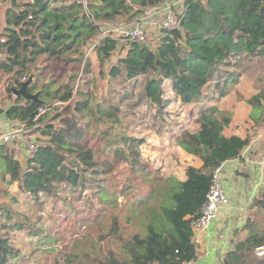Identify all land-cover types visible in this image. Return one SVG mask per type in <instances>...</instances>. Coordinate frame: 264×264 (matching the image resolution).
Segmentation results:
<instances>
[{
    "label": "trees",
    "instance_id": "1",
    "mask_svg": "<svg viewBox=\"0 0 264 264\" xmlns=\"http://www.w3.org/2000/svg\"><path fill=\"white\" fill-rule=\"evenodd\" d=\"M2 1L9 2V6L3 12L0 32L3 40L0 77H7L9 84L4 94L0 92V103L10 98L13 103L5 110L0 108V115L31 129L39 149L33 159L23 158L26 166L22 167L16 158L15 145L0 146V180L7 186L16 184L20 193L33 200L44 195L55 202L62 194L85 188L105 190V179L96 176H108L113 164L93 157L91 149L99 141V154L113 151V157L129 164L133 171L141 165L139 147L144 141L128 136L121 119V105L96 98L88 88L91 81H85L88 69L83 71L84 81L81 79L77 88L70 84L52 90L47 85L38 89L39 100L47 102L45 105L13 97L11 87H18L19 81L27 79L32 70L40 71L37 62L41 57H45V62L53 60L55 65L82 62L84 50H89L98 35L95 22H128L164 0H85L88 12L78 2L51 8L48 0ZM116 50L117 42L113 39L100 42L92 50L103 78L122 77L131 81L144 77L145 98L159 109L170 102L163 99L161 89L162 83L168 81L177 100L198 107L194 129L184 130L178 145L200 166L185 169L184 180L168 196L169 205L161 207L163 223L159 230L152 221L147 225L146 235L134 234L129 240H121L124 259L110 252L97 263L190 264L198 258L191 225L199 218L206 201L213 170L220 163L238 157L250 141L247 135L240 137L228 132L230 118L222 116L215 105L210 106L212 100L229 92L230 82L236 81L232 73L226 74L222 83L215 80V75L232 62L239 65L243 60L260 58L264 63V0H189L179 29L162 37L152 49L146 44H128V48H123L124 57L106 68ZM38 75H33L30 93L38 91L35 86ZM263 97L253 95L248 103L255 106ZM57 104L70 111L68 123L60 114L51 116ZM41 108L45 113L38 116ZM89 126L94 127V134L88 142ZM98 196L101 200L106 198L103 191ZM10 203L17 201L10 198ZM255 207L264 210V201H255L251 208ZM149 214L153 220L150 210ZM0 220L3 221H0V264H9L18 256L11 246L10 234L37 233L24 227L26 219L17 220L10 204L0 206ZM242 230L245 237L239 239L235 235L233 247L223 256L221 264H264V259L253 255L257 247L264 245V218L247 220Z\"/></svg>",
    "mask_w": 264,
    "mask_h": 264
},
{
    "label": "rangeland",
    "instance_id": "2",
    "mask_svg": "<svg viewBox=\"0 0 264 264\" xmlns=\"http://www.w3.org/2000/svg\"><path fill=\"white\" fill-rule=\"evenodd\" d=\"M48 2L51 8L78 2L82 9L86 10L88 5L85 0ZM7 6L9 2L0 0V32L3 28V12ZM158 35L157 32L148 38L152 48L158 40ZM84 52L82 62L71 61L67 66L62 62L55 65L53 60L45 62V57L39 58L37 67L40 71H31L33 80V75L40 73L35 81L37 90H43L46 85L49 90L70 84L77 88L81 79L84 81L83 71L88 69L89 74L85 81H91L88 83L89 90L95 93L98 100L120 104L122 123L128 136L143 139L144 142L139 147L141 165L133 171L129 164H122L114 158L113 151L99 154V141L96 147L91 149L93 157L105 159L113 164V171L108 176H96L105 179V190L97 192L98 189L89 191L85 188L73 194H62L54 202L53 198L44 195L38 200H33L20 193L16 184L7 186L0 180V206L10 204L17 214V220L26 219L24 227L37 233L34 235L20 231L10 234L11 246L18 251V256L9 264H98L97 261L103 260L110 252L118 259H124L121 240H129L134 234L146 235L147 225L152 221L156 230H159L163 223L161 207L169 205L168 196L176 190L177 183L184 180L185 169L188 166L199 167L178 145L180 134L184 130L194 129V116L198 107L182 104L175 98L170 82L164 81L161 85L163 99L170 102L164 109H159L145 98L144 77L131 81L122 77L115 80L103 78L99 75V66L93 52L88 49ZM124 55V51L117 49L106 63V68ZM233 63L216 74L215 80L222 83L226 74L232 73L236 81L230 82L227 85L229 92L212 100L210 106L215 105L222 116L230 118L228 132L239 136L247 135L249 140H254L259 137L261 131L264 133V97L259 104L255 103V106L249 105L248 99L258 94L264 96V63L260 58L243 60L239 65ZM72 75H77V78ZM8 84L7 77H0V92L4 94ZM12 103L13 99H7L0 103V108L5 110ZM53 107L56 110L51 112V116L60 114L64 122L68 123L67 119L71 118L70 111H64L60 104ZM93 131L94 127L89 126L86 132L88 142L94 134ZM97 137L98 134L95 135V138ZM16 151L17 160L25 167V161L19 156L20 152ZM242 166L246 167L244 164ZM247 167L252 172V178L247 187L241 184L245 193L244 198H238V224L264 218V210L250 207L259 199L264 189L258 196L252 195L250 186L256 172L253 165ZM102 191L105 200L98 196ZM5 193H8V196ZM10 198L15 199L17 203L11 204ZM149 210L153 213V220Z\"/></svg>",
    "mask_w": 264,
    "mask_h": 264
},
{
    "label": "built area",
    "instance_id": "3",
    "mask_svg": "<svg viewBox=\"0 0 264 264\" xmlns=\"http://www.w3.org/2000/svg\"><path fill=\"white\" fill-rule=\"evenodd\" d=\"M187 1L189 0H164L155 7L144 9L139 15L128 22H95L98 28V35L90 45L89 51H92L97 44L107 39L115 40L117 42V49L121 51H123L124 47L128 48V44L130 43L146 44L152 49L151 45H149L150 42H148L151 32L154 29L159 32L157 44L162 37L179 29L180 21L186 11ZM0 41L3 42V40ZM22 80L24 81L26 78ZM44 113V109L38 110V116ZM4 118V115L3 118L0 117V146L15 145V147L24 152L26 160L33 159L38 152L39 144L32 130L27 129L23 123L10 121L6 118L5 120ZM258 139L257 137L254 140H250L238 157L220 163L213 170L206 201L201 208L199 218L193 221L191 225L192 240L196 237L197 233L204 231L217 218L220 211H227L229 209L231 197L228 188H225L224 185H226V181L227 187L232 183L237 167L243 164L255 167V177L250 186L254 197L258 196L264 189V160H253L251 158ZM253 255L257 259H264V245L257 247Z\"/></svg>",
    "mask_w": 264,
    "mask_h": 264
},
{
    "label": "crops",
    "instance_id": "4",
    "mask_svg": "<svg viewBox=\"0 0 264 264\" xmlns=\"http://www.w3.org/2000/svg\"><path fill=\"white\" fill-rule=\"evenodd\" d=\"M156 33L157 31L154 29L153 32H151V35ZM0 117L3 118V115H0ZM258 138L259 139L257 140L251 155L254 156L253 159L255 160H264V133L262 131L259 133ZM16 150H18V153L20 152L19 156L23 159L24 152H22V150L18 147H16ZM196 163L198 162L196 161ZM198 165L200 166L199 163ZM251 178L252 172L249 168L247 166H239L236 168L233 175V181L228 187L226 181V185L224 186L225 188H228V192L231 197L230 207L227 211H220L217 218L210 223L204 231L197 233L193 242L196 245L198 258L191 264H221L223 256L233 247L232 243L236 239L235 235L238 234L239 239H243L245 237L246 233L242 230L244 223L243 225L241 223L238 224L240 219L238 214V206L240 205L238 203V198H244L245 191L241 184L247 187ZM263 197L264 192L260 194L259 199L264 200Z\"/></svg>",
    "mask_w": 264,
    "mask_h": 264
},
{
    "label": "water",
    "instance_id": "5",
    "mask_svg": "<svg viewBox=\"0 0 264 264\" xmlns=\"http://www.w3.org/2000/svg\"><path fill=\"white\" fill-rule=\"evenodd\" d=\"M87 61V60H86ZM74 78H77V75H72ZM33 78H32V73L28 76V78L26 80H20L19 81V86L18 87H11L12 90V95L13 97L17 98V97H22L26 100H30V101H37L42 105H45L47 102H42L39 100V94H40V90L34 92V93H30L28 91V88L30 86V84L33 82Z\"/></svg>",
    "mask_w": 264,
    "mask_h": 264
}]
</instances>
